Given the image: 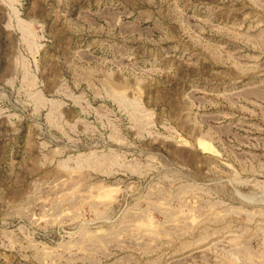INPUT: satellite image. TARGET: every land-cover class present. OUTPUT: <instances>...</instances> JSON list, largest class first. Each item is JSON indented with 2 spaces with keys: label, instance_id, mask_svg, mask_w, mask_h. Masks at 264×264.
<instances>
[{
  "label": "rangeland",
  "instance_id": "obj_1",
  "mask_svg": "<svg viewBox=\"0 0 264 264\" xmlns=\"http://www.w3.org/2000/svg\"><path fill=\"white\" fill-rule=\"evenodd\" d=\"M0 264H264V0H0Z\"/></svg>",
  "mask_w": 264,
  "mask_h": 264
}]
</instances>
